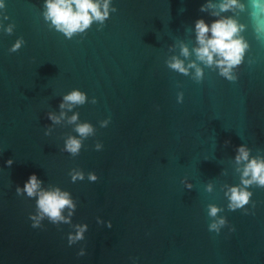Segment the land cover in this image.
<instances>
[{
  "label": "water",
  "instance_id": "obj_1",
  "mask_svg": "<svg viewBox=\"0 0 264 264\" xmlns=\"http://www.w3.org/2000/svg\"><path fill=\"white\" fill-rule=\"evenodd\" d=\"M210 2L217 8L200 10ZM222 2L111 0L103 25L93 21L68 38L44 19V0H4L0 264H264V188L248 187L249 203L235 211L226 195L243 187L239 147L250 160H264V35L255 30L249 0H239L244 11L220 12ZM220 18L243 26L236 38L247 48L233 69L235 82L192 51L195 22L210 26ZM18 39L24 43L10 52ZM181 44L188 58L180 56ZM172 56L185 66L197 63L202 80L192 79L194 69L171 70ZM72 91L84 93L85 103L61 109ZM62 111L60 123L48 119ZM85 123L93 128L86 138L75 131ZM69 137L81 141L75 156L64 150ZM76 172L83 180L73 182ZM33 174L40 190L69 194L75 207L62 210L67 223L45 217L40 228L31 226L38 197L17 195L16 188ZM208 205L221 210L216 218ZM220 218L226 224L210 232ZM85 225L83 239L69 245Z\"/></svg>",
  "mask_w": 264,
  "mask_h": 264
},
{
  "label": "clouds",
  "instance_id": "obj_2",
  "mask_svg": "<svg viewBox=\"0 0 264 264\" xmlns=\"http://www.w3.org/2000/svg\"><path fill=\"white\" fill-rule=\"evenodd\" d=\"M111 0H103V3L99 0H44V19L51 21V25L59 32H62L66 37L71 38L76 33H83L88 29L93 21L99 22L103 25L104 21L109 16V6ZM250 16L255 24V30L259 35H264V0H249ZM220 12L234 11L239 9L244 11L245 7L239 3V0H223L218 5ZM217 8L216 4L208 3L202 7L201 11H208L209 9ZM0 10H5L4 0H0ZM111 11H117L112 8ZM211 15L219 16V12L212 11ZM7 19V17H5ZM2 27V26H0ZM15 25L9 24L5 29L6 33L11 35L13 33ZM243 26H238L237 22L232 18H220L216 19L211 25L205 23L200 19L195 22V33L198 47L192 51L195 53L196 60L203 63L205 66L211 67L215 65L219 69V74L229 81L235 82L237 77L233 74V69L242 63L244 58L245 49L247 44L238 39L237 34L242 30ZM24 43L23 39H18L15 45L10 49V52H16ZM180 56L188 58L190 56L189 49L183 44L180 45ZM167 66L180 74L188 75L189 69H194L192 79L196 82H200L203 78V70L193 62L185 66L184 60L177 56H172L167 62ZM63 103L60 108L69 109L73 105H83L86 101V95L80 91H72L70 94L63 97ZM177 102H183V93L177 94ZM64 112L60 113L57 117L54 114L49 113L48 119L53 123H60L64 117ZM78 119L77 115H74L69 120V123H75ZM108 121L101 123L102 127L107 126ZM50 131V130H49ZM75 131L80 137H88L93 133V128L90 124H80L76 127ZM49 133L46 132L45 135ZM97 149L101 146L97 144ZM81 149V141L69 137L65 143V151L71 153L73 156L79 154ZM238 155L236 156V163H244V168L241 176V184L243 187L237 186L229 189L226 193L229 203V209L235 211L237 209H244L252 197V193L247 191V188L255 184L260 188H264V160L249 159V151L246 147H239L237 149ZM13 161L10 159L7 161V166L11 167ZM250 177V178H249ZM83 180V174L76 172L73 175V182L75 180ZM90 181H96L97 177L94 174H89ZM41 181L37 179L35 174L28 178V181L24 184L23 189L17 187V195L26 193L28 197H38L36 206L39 210L38 216L30 217L34 220L31 226L33 228H40V221L47 217L52 224H58L61 221L67 223L61 212L65 208L74 209L75 205L72 203L67 192H61L59 189L54 191H42ZM189 187H191L189 185ZM208 191H211V185L208 186ZM255 204L253 203V208ZM221 210L213 205H208L209 217L216 218ZM72 213L69 212V215ZM245 214L247 210H245ZM226 224V220L220 218L215 220L208 226L210 232H219L220 228ZM111 228V223L108 224ZM87 226L79 228L75 236H69V245L76 240L83 239V232L86 231ZM234 231V229H232ZM84 255L83 251L78 253V256Z\"/></svg>",
  "mask_w": 264,
  "mask_h": 264
}]
</instances>
